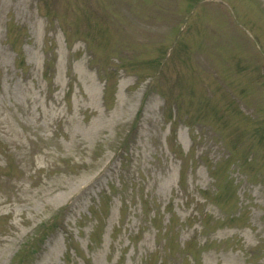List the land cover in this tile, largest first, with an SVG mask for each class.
I'll list each match as a JSON object with an SVG mask.
<instances>
[{
	"label": "rangeland",
	"instance_id": "374dc122",
	"mask_svg": "<svg viewBox=\"0 0 264 264\" xmlns=\"http://www.w3.org/2000/svg\"><path fill=\"white\" fill-rule=\"evenodd\" d=\"M21 254L264 264V0H0V264Z\"/></svg>",
	"mask_w": 264,
	"mask_h": 264
},
{
	"label": "trees",
	"instance_id": "16d2710c",
	"mask_svg": "<svg viewBox=\"0 0 264 264\" xmlns=\"http://www.w3.org/2000/svg\"><path fill=\"white\" fill-rule=\"evenodd\" d=\"M21 260H22V259H21ZM21 260H20V261H21Z\"/></svg>",
	"mask_w": 264,
	"mask_h": 264
}]
</instances>
